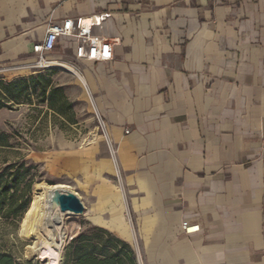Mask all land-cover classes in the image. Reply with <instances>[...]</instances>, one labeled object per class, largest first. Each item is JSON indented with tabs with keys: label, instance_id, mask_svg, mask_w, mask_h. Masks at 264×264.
Returning a JSON list of instances; mask_svg holds the SVG:
<instances>
[{
	"label": "crops",
	"instance_id": "obj_1",
	"mask_svg": "<svg viewBox=\"0 0 264 264\" xmlns=\"http://www.w3.org/2000/svg\"><path fill=\"white\" fill-rule=\"evenodd\" d=\"M102 14L112 60L66 36L51 55L107 121L121 183L99 134L52 152L84 205L60 264H124V244L133 264H264V0H0V80L31 73L5 67L50 24Z\"/></svg>",
	"mask_w": 264,
	"mask_h": 264
},
{
	"label": "rangeland",
	"instance_id": "obj_2",
	"mask_svg": "<svg viewBox=\"0 0 264 264\" xmlns=\"http://www.w3.org/2000/svg\"><path fill=\"white\" fill-rule=\"evenodd\" d=\"M73 72L60 67L19 76L17 78L40 76L36 79L35 90H30L28 95L19 94L18 103L1 99L0 257L8 254L18 264H41L29 248L35 240L22 232V224L33 200V185L63 182L54 167L46 164L48 158L66 144L85 145L99 134L87 92ZM14 79L0 80V83ZM42 85L46 88L44 99L40 97ZM50 86L58 89L52 100L57 111L50 108ZM8 165H11L10 170L5 169ZM10 179L13 181L9 182ZM79 217L64 216L67 235L62 253L70 229ZM135 259L140 261L135 244L133 249L124 244V264H133Z\"/></svg>",
	"mask_w": 264,
	"mask_h": 264
},
{
	"label": "built area",
	"instance_id": "obj_3",
	"mask_svg": "<svg viewBox=\"0 0 264 264\" xmlns=\"http://www.w3.org/2000/svg\"><path fill=\"white\" fill-rule=\"evenodd\" d=\"M107 14L93 15L89 17L88 24L85 25V19L81 17L72 19L65 18L60 23L50 24L43 38L33 44L31 60L21 64L5 67L6 69L24 68L31 73L52 68H60L58 59L54 58L51 53L54 51L58 39L66 36L71 37L75 41L74 56L78 61H110L113 58V44L104 37L95 35L91 32L92 23L99 24ZM87 95L92 106L93 116L99 131V136L104 140L110 159L113 163L116 180L121 183L120 169L118 165L117 149L111 140L108 130V124L103 115L95 108L93 98L88 91ZM182 233H190L198 230V225L189 226L187 221H183L180 225Z\"/></svg>",
	"mask_w": 264,
	"mask_h": 264
},
{
	"label": "bare ground",
	"instance_id": "obj_4",
	"mask_svg": "<svg viewBox=\"0 0 264 264\" xmlns=\"http://www.w3.org/2000/svg\"><path fill=\"white\" fill-rule=\"evenodd\" d=\"M59 67L76 72L75 68L66 64H61ZM33 186V200L25 214L22 232L28 238L35 240L29 248L36 254L41 264H60L62 246L67 235L64 230V216L69 213H61L57 207H53L50 197L54 189L68 190L69 186L59 182L51 185L36 182Z\"/></svg>",
	"mask_w": 264,
	"mask_h": 264
},
{
	"label": "trees",
	"instance_id": "obj_5",
	"mask_svg": "<svg viewBox=\"0 0 264 264\" xmlns=\"http://www.w3.org/2000/svg\"><path fill=\"white\" fill-rule=\"evenodd\" d=\"M40 78V76L36 77H30V78H17L12 81H8L5 83H0V108L2 107L1 99L2 97L8 98L15 103H18V96L21 93H26L28 95L30 90H35L36 86V79ZM41 91V99H44V95L46 92V88L44 85L40 88ZM58 89L55 87H51L48 89V97L50 98V108L57 111V107L54 106L52 103L53 101V95L55 92H57ZM3 145V144H2ZM11 165H8L5 167V169L10 170ZM13 181L12 179L9 180V182ZM5 187L7 185L5 184ZM0 264H18L12 260V258L8 254H2L0 257Z\"/></svg>",
	"mask_w": 264,
	"mask_h": 264
},
{
	"label": "water",
	"instance_id": "obj_6",
	"mask_svg": "<svg viewBox=\"0 0 264 264\" xmlns=\"http://www.w3.org/2000/svg\"><path fill=\"white\" fill-rule=\"evenodd\" d=\"M50 203L53 207H57L61 213L81 215L84 212L82 201L69 190L54 189L50 197Z\"/></svg>",
	"mask_w": 264,
	"mask_h": 264
}]
</instances>
